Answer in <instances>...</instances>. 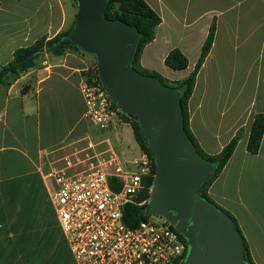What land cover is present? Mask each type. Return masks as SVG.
I'll return each instance as SVG.
<instances>
[{
	"label": "crops",
	"instance_id": "1",
	"mask_svg": "<svg viewBox=\"0 0 264 264\" xmlns=\"http://www.w3.org/2000/svg\"><path fill=\"white\" fill-rule=\"evenodd\" d=\"M75 3L0 0V67L16 48L66 28L73 20ZM178 11L174 12L177 23L185 18ZM202 18L174 31L178 38L173 47L187 56L188 66L164 67L173 73L185 71L177 79L186 76L215 21L212 45L188 99L189 127L210 154L218 153L240 131L208 194L235 217L254 264H264V131L258 151L246 150L253 116L264 113V0H217V9ZM140 62L143 66L141 58ZM89 63L86 54L76 50L60 57L43 53L33 67L3 76L0 264H75L50 201L54 183L45 173L62 156L83 150L89 142L99 150L112 146L128 168L141 151L131 130L138 151L126 158L119 130L130 127L127 122L114 120L107 130H99L85 119L79 86Z\"/></svg>",
	"mask_w": 264,
	"mask_h": 264
},
{
	"label": "water",
	"instance_id": "2",
	"mask_svg": "<svg viewBox=\"0 0 264 264\" xmlns=\"http://www.w3.org/2000/svg\"><path fill=\"white\" fill-rule=\"evenodd\" d=\"M75 2L68 39L96 56L110 97L123 113L137 117L155 165L149 208L190 233L178 230L187 241L182 264H249L230 219L196 191L212 166L198 159L181 128L176 93L128 66L139 39L136 27L105 18L106 0Z\"/></svg>",
	"mask_w": 264,
	"mask_h": 264
},
{
	"label": "built area",
	"instance_id": "3",
	"mask_svg": "<svg viewBox=\"0 0 264 264\" xmlns=\"http://www.w3.org/2000/svg\"><path fill=\"white\" fill-rule=\"evenodd\" d=\"M85 72L79 86L84 117L107 130L122 111L106 91L97 64ZM131 164L126 168L112 146L99 150L89 142L45 173L54 183L50 201L75 264H182L186 245L165 218L150 217L136 227L124 223L123 205L134 202L143 180L155 175L154 159L144 151Z\"/></svg>",
	"mask_w": 264,
	"mask_h": 264
},
{
	"label": "trees",
	"instance_id": "4",
	"mask_svg": "<svg viewBox=\"0 0 264 264\" xmlns=\"http://www.w3.org/2000/svg\"><path fill=\"white\" fill-rule=\"evenodd\" d=\"M103 16L110 21L124 22L136 27L139 33V39L136 43L134 54L128 66L139 75L154 78L160 84L171 88L176 93L181 113V128L187 136L198 159L212 166L211 171L204 177L202 183L196 191L199 196L215 205L216 208H218L230 219L232 226L237 232L242 244L243 259L249 264H254L250 255L248 244L236 222L235 217L228 210L222 208L214 202L208 194L210 184L219 175L228 158L232 154L240 136V131H237L231 140L224 145L218 153L210 154L202 149L189 127L188 99L194 87L196 74L212 45L215 31V21L212 20L209 26L206 38L200 47V54L191 71L181 79L168 80L157 71L143 67L140 62L143 48L154 39L156 27L161 21V17L158 12L146 0H106V8ZM74 20L75 15L74 19L68 26H66V28L60 30L48 39L43 36L36 39L30 45L16 48L13 51L12 58L0 67V83L6 73L17 74L33 67L37 58L43 53H47L50 56L60 57L71 50L80 52L83 51L68 39L69 33L74 26ZM163 62L172 70H182L188 66L187 56L177 47H173L167 52ZM83 74L86 75V72ZM119 117L122 121L127 122L130 125L133 137L140 150L149 154V156L153 159V155L150 152L148 143L143 136L137 117L123 112H120ZM263 131L264 113H256L253 116L247 137L246 150L248 152L256 153L258 151ZM154 171L155 169L153 168V173ZM152 181L153 176L145 178V180H143L144 186L137 193L136 200L134 202H127L123 205L122 218L126 225L136 227L141 221H145L153 215V212L150 210L148 205ZM119 186V183L112 185L114 189H117ZM138 202L142 203L139 204ZM180 236L184 240L187 252V241L181 233Z\"/></svg>",
	"mask_w": 264,
	"mask_h": 264
},
{
	"label": "rangeland",
	"instance_id": "5",
	"mask_svg": "<svg viewBox=\"0 0 264 264\" xmlns=\"http://www.w3.org/2000/svg\"><path fill=\"white\" fill-rule=\"evenodd\" d=\"M160 15L161 21L156 28V35L154 39L145 45L141 54V60L143 61V66L150 70L157 71L163 77L168 80H176L184 74L185 71L179 73H173L166 71V66L163 62V54L172 48L177 43V35L174 32L176 29L179 31L181 26L185 24H191V26L200 21H203L202 16L206 13L212 14L213 11L217 9V0H146ZM77 5L74 6V15L77 12ZM182 8H188L183 9ZM175 9L185 18L181 19L179 23L174 20ZM202 13V14H201ZM73 15V19H74ZM189 15L194 19L189 20ZM195 16L198 18L195 19ZM182 18V17H181ZM178 21V20H177ZM190 21V22H189ZM189 22V23H188ZM69 25V23H68ZM190 29V27H189ZM186 29V32L189 31ZM181 30V29H180ZM180 34V32H178ZM191 38V37H190ZM190 40V39H189ZM188 45V41H187ZM89 59V68L97 64L96 56L93 53H88L81 51ZM142 64V63H141ZM146 65V66H145ZM149 66V67H148ZM168 67V66H167ZM169 68V67H168ZM119 134L121 136V147L126 150V158H131L132 155L136 154L138 148L134 143V139L131 134V129L129 126L124 125L120 130ZM128 168V167H126ZM152 219H161L162 216L153 214L150 216Z\"/></svg>",
	"mask_w": 264,
	"mask_h": 264
},
{
	"label": "bare ground",
	"instance_id": "6",
	"mask_svg": "<svg viewBox=\"0 0 264 264\" xmlns=\"http://www.w3.org/2000/svg\"><path fill=\"white\" fill-rule=\"evenodd\" d=\"M163 216V215H162ZM167 221H169V222H172L169 218H167V217H165V216H163ZM178 228V230L182 233V234H184L186 237H189L190 236V233H189V231H187V230H185V229H181V228H179V227H177Z\"/></svg>",
	"mask_w": 264,
	"mask_h": 264
}]
</instances>
